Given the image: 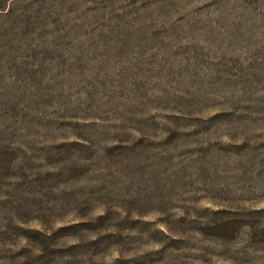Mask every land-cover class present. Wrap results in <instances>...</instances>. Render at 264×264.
I'll return each instance as SVG.
<instances>
[{"label":"rangeland","instance_id":"1","mask_svg":"<svg viewBox=\"0 0 264 264\" xmlns=\"http://www.w3.org/2000/svg\"><path fill=\"white\" fill-rule=\"evenodd\" d=\"M0 264H264V0H0Z\"/></svg>","mask_w":264,"mask_h":264}]
</instances>
